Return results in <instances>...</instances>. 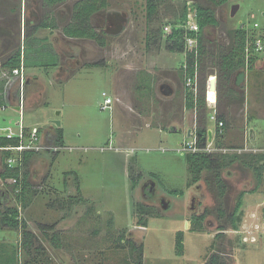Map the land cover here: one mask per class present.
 Segmentation results:
<instances>
[{
	"label": "rangeland",
	"instance_id": "obj_1",
	"mask_svg": "<svg viewBox=\"0 0 264 264\" xmlns=\"http://www.w3.org/2000/svg\"><path fill=\"white\" fill-rule=\"evenodd\" d=\"M202 3L212 7L204 0ZM234 4L240 8L231 19L229 8ZM218 12L226 19L221 21L218 28L208 29L207 34L211 39L218 40L222 36L227 45L231 39L230 32L240 26L255 34L264 31V0H228ZM166 16L164 21L167 20ZM190 21L191 24L195 23L193 14ZM255 23L259 25L258 28L254 26ZM140 43L138 46H113L112 56L107 59H111L112 64L105 67L89 64L67 78L56 77L51 70L27 69L28 77H33V73L37 72L42 99L37 102L38 97H34L31 103H36L31 104L30 108L26 107L21 114L15 108V90L11 105L5 110L0 109V129L9 128L13 133H18V123L22 121L25 127H41L49 133L58 128L53 122L60 121L59 128L64 132V149L57 158L53 159L52 154L37 155L28 168L32 191L36 194L28 208L20 209V217L36 234L38 245L45 250L43 259L31 264H43L46 258L51 259L52 264L60 261H64V264H124L125 258L128 260L130 257L128 250L115 246L121 244L118 240L120 234L136 229L137 220L134 201L138 190L131 188L129 176L155 178L159 182V192L178 203L184 200L176 197L175 191L183 192L185 198L189 196L188 186L192 181L186 157L178 153L187 139L185 127L179 125L178 131H169L164 125L168 120L173 121L174 117L169 111L181 108L182 99L178 95L174 101H168L156 95V78L151 74L159 67L158 57L172 53L170 43L159 40L150 52L145 51L142 41ZM206 47L212 51V47ZM259 58L263 59L264 54ZM175 59L180 64L184 55L176 53ZM198 68V95L205 98L211 76H217L218 88L219 71L218 68L213 69L207 57L203 58ZM154 75L164 78L165 73ZM175 82L181 90L180 82L177 79ZM116 87L125 95V100H132V110L128 111L130 117L122 105L117 107L114 103L111 110L101 107L105 98L103 92L114 96ZM246 87L245 83L243 112L238 101L229 102L224 94H218L216 90L217 115H224L228 124L233 125L232 131L224 139L225 145L248 144L252 149H259L264 145L263 140L253 145L249 133L253 113L245 107L249 100ZM125 103L127 106L128 103ZM150 106L154 111H147L146 114H153L154 117L140 118V115H144L141 110ZM120 109L124 118L128 116L130 121L126 118V122H123ZM193 113L195 115V111ZM196 115L198 122L203 120L202 111L199 110ZM189 119H193L191 113ZM184 125L188 126L187 122ZM70 148L73 150L70 151ZM230 171L231 175H225L229 186L228 196L226 201L221 198L219 202L223 208L226 205L232 210L238 194L245 192L243 221L238 232H228L227 238L218 239L216 251L221 252L229 264H264V187L255 191L256 180L247 167L233 166ZM10 205H15L14 201ZM206 205L210 209L213 207L209 200ZM158 209L161 210L160 207ZM186 219V215L174 208L162 216L147 219V227L139 232L137 239L138 243L143 242L144 264L207 262L216 229L208 227V234L200 230L191 232L186 229ZM39 225L54 226L56 231L48 230V233L60 235L64 248L54 250L50 242L44 239L45 234L40 231ZM179 233H182L184 240L183 256L177 254L176 239ZM237 235L247 237L243 239L248 241L245 246L238 242ZM254 237L257 239L255 243L252 242ZM6 239L17 243L20 233L1 231L0 241L5 242ZM26 260L27 257L19 255L18 264H24ZM0 264L9 263L0 256Z\"/></svg>",
	"mask_w": 264,
	"mask_h": 264
},
{
	"label": "flooded vegetation",
	"instance_id": "obj_2",
	"mask_svg": "<svg viewBox=\"0 0 264 264\" xmlns=\"http://www.w3.org/2000/svg\"><path fill=\"white\" fill-rule=\"evenodd\" d=\"M204 1L210 3L212 7L204 6L202 3L203 0H0V73L6 69H10L5 64L11 59H14L18 54H20L21 63L24 65V60L31 48L28 46V42L33 39L39 41L35 47L40 49L44 55L50 49V52L57 59L55 66L35 69L44 71L51 70L55 73L56 77L62 76L67 78L81 67L89 64L105 67L107 64H112V60L107 59L112 56L113 46H138L141 45L140 41H142L145 51L150 52L152 46L157 44L159 40H164L166 43L168 41L167 37L175 28L174 22L181 20L184 14H186L188 20L183 26L184 29L188 32L191 31L189 29V25H192L190 23V16L193 14L195 17L194 25L197 26V31L194 32L198 36L200 29L196 22V15L200 8L214 10L218 23L216 26L212 25L204 28L201 32V38L203 39L204 46L209 45V47H212V50H215L217 46H225L226 44L222 36L218 40L209 38L207 31L211 28H218L219 25L221 26V21H225L226 18L218 14V10L226 5L228 0ZM234 6L236 4L229 8L231 19L236 16L231 17V11ZM164 15H167L166 21H164ZM170 19L174 22L169 21ZM142 36L144 37L143 40H141ZM196 40L195 50L197 54L194 55L197 57L199 55L198 37H196ZM190 52L188 51V53ZM184 54L186 56L187 51ZM25 70V73H27L26 68ZM26 77L25 95L27 107L36 96L38 97L37 102L40 101L42 99V93L38 88L37 72L33 73V77H28L27 74ZM245 83L246 81L243 83L244 86ZM173 84L175 83L173 82ZM173 84L171 81L163 79L159 88L156 90V93L160 92L157 95L166 99V95L169 96L174 92ZM183 85L182 88L185 95L188 89ZM14 86L12 87V91L16 90ZM231 87L241 97L240 102L238 101L237 103L241 105L239 108L243 107L245 103V97L243 96L245 87L243 89L239 88L236 80L232 81ZM110 97L112 98L113 104L115 103L117 107L119 105L121 107L122 105V108L126 109V115L130 117L128 111L132 110V100H125V95H122L117 87L114 96ZM125 101L129 106L124 105L126 104ZM191 111L193 113L195 109ZM128 116L125 117L127 121H130ZM175 118L176 125L173 127L183 126L185 122L190 127L192 125L194 127L196 123L198 128L206 124L205 119L202 120L203 122H198L197 116L194 113L192 115V121L184 115H177ZM189 128L185 130L186 133ZM212 130L215 132V126H212ZM233 166L242 167L240 164H234ZM229 174H232L230 169L221 175L226 186V193L222 198L225 201L229 191L225 175ZM128 175H130L129 169ZM129 179L131 188L138 190V196L134 201V216L137 220L136 229L128 231V233L124 231L123 244L121 246H115L117 249L122 248L124 251L128 250V254L132 259L129 257V262L125 258L124 264H144L143 254L140 261L138 255L133 252L132 245H129L133 243L135 247H143L142 240L138 243L137 239L139 238V232H143L147 225H139V220L144 217L147 222V219L162 216L165 212H169L173 208L178 209L186 215L185 225L188 231L195 232L193 228L199 223L202 228L201 231H204V234H208V227H215L216 235L212 239L215 242V248L212 253L219 254L221 257L223 256L220 254L221 252L216 251L217 242L218 239H222L223 237L227 238L228 232H238L233 230L232 218L238 198L243 191L238 194L234 208L229 210V206H227V210L226 205L223 208L222 203L219 202L221 198L218 193V184L214 178L209 181L202 179L188 186L190 190L188 198L184 197L183 192L174 194L176 197H181L184 200L183 203H178L173 198L162 195L159 192V182L151 176H135L132 178L129 176ZM134 182L136 183L135 186L133 185ZM207 200L213 203L211 209L206 205ZM7 204L10 203L8 202ZM237 237L239 236L237 235ZM241 238L242 242L247 244L243 240L247 237ZM224 261L226 264H229L227 263L228 261Z\"/></svg>",
	"mask_w": 264,
	"mask_h": 264
},
{
	"label": "trees",
	"instance_id": "obj_3",
	"mask_svg": "<svg viewBox=\"0 0 264 264\" xmlns=\"http://www.w3.org/2000/svg\"><path fill=\"white\" fill-rule=\"evenodd\" d=\"M225 1V0H224ZM223 1V2H224ZM187 16L184 14L181 20L174 22L175 28L172 33L167 37L168 41L166 43H170L169 49L172 53H185V44L186 37L199 39V55L196 57L194 54L188 53L186 55V65L187 70L186 73L193 77L195 74V67H200V63L204 57H207L211 62L213 69H217L219 71L218 78L220 79V83L218 84L217 92L218 94H224L229 102H240V95L237 91L233 90L231 87V83L233 80L237 81L239 88H244L243 83L246 81V71L254 68L258 57H254V42L255 37L260 36L264 45V31L262 34H255V32L251 33L250 30H246L245 27H238L230 32V42L225 46H217V49L208 51L206 46L203 44V39L201 38V32L204 28L209 26H216L217 20L213 10L209 8H200L197 11L196 22L199 25V34L198 36L194 31H186L184 29V25L187 23ZM163 31V29H161ZM264 30V29H263ZM39 43L38 40L33 39L28 42V46H30V50L24 60V67L26 69L32 68H41V67H52L57 64V59L55 55L50 52L51 50H47L45 55L40 51V49L36 48L35 45ZM250 47L251 51L247 52V48ZM10 69L18 68L21 65L20 54H18L14 59H11L5 64ZM182 81L185 86L186 77H182ZM3 85H0V91L3 90ZM186 89V88H185ZM189 90V89H188ZM186 90L184 95V106L186 110L197 109L198 111H202L203 119H207L210 116L206 108V101L204 97L195 96L193 91ZM223 91V93H222ZM3 104L2 99L0 98V105ZM219 120L224 122V134L222 136L218 135L215 140L217 146L219 147H237L240 148L242 145H225L224 139L227 137L228 130H230L231 125L228 124V120L224 117V115L217 116ZM230 122V121H229ZM205 124V123H204ZM198 137L200 145H203L204 139L208 135V125L205 124L203 126H199L198 128ZM46 139L49 144L56 146L64 145V132L61 128H54L52 132L46 134ZM244 142V140H243ZM18 144L17 139L8 140L5 138H0V147H8L15 146ZM259 149H263V151H259L257 153H243V154H206V153H189L185 155L188 173L191 177L192 183H189V186L199 182L202 179L205 181L216 179L218 184V193L220 198H223L226 193V186L222 180V173L229 170L233 167L234 164H240L242 167H247L252 171L254 179L256 180V188L255 191L261 187H264V145ZM36 153H29L24 155L23 165L21 167H17L14 169H9L4 167L0 171V232L1 231H15L20 233V241L16 245L7 244L5 242H0V256L4 262H8L9 264H18L19 255L27 257V260L24 264H31L32 262H40V259H43V255L45 254V250L38 245V239L36 234L29 230L28 225L25 220L20 217V209H26L33 203V197L36 193H34L33 188L29 181V172L28 168L31 161L36 157ZM59 154L52 155L53 159H56ZM12 179H18V183H12ZM135 182L133 185L135 186ZM133 186V187H134ZM17 189H20V192H16ZM80 192V189H78ZM175 194L181 193L178 191L174 192ZM173 193V194H174ZM244 197L245 192H242L238 198L234 215L232 218L233 230L238 231L240 225L243 221L244 215ZM14 201L15 205L7 204L12 203ZM79 201H82L79 200ZM264 213V209H263ZM111 225L113 224L110 221ZM139 225H146V219L143 217L139 220ZM112 227V226H111ZM39 229L43 232L44 239L49 240L50 244L54 248H59V238L57 234L49 235L48 230L51 231L54 229V226L50 227L39 225ZM193 230L198 231L202 230L200 223L195 225ZM114 238V237H113ZM124 239V234L118 237L119 246H121L122 240ZM183 237L182 233L177 235L176 239V247L177 254L179 256L184 255V245L182 243ZM263 241H264V233H263ZM238 242L245 246L242 242V238L239 237ZM128 245V244H127ZM133 252L138 255L139 260L142 259L143 247L135 245L132 243ZM128 245V246H129ZM215 248V242L212 245V252ZM211 252V253H212ZM10 254L12 257L10 258ZM9 257L6 259V257ZM41 264V263H40ZM141 264V263H138ZM205 264H226L224 259L216 253H212L209 255L207 262Z\"/></svg>",
	"mask_w": 264,
	"mask_h": 264
},
{
	"label": "built area",
	"instance_id": "obj_4",
	"mask_svg": "<svg viewBox=\"0 0 264 264\" xmlns=\"http://www.w3.org/2000/svg\"><path fill=\"white\" fill-rule=\"evenodd\" d=\"M254 18V16H253ZM256 28L259 27L257 23L254 25ZM191 31H197V26L192 24L189 25ZM197 40L196 38H187L186 40V51H191L192 54H197L196 48ZM250 47L247 48V52H250ZM264 51V45L260 36L255 37L254 49L253 52L255 55H258ZM185 71L187 70V65H184ZM23 63L20 67L13 69H6L0 73V84L3 85V90L0 91V98L3 101V104L0 105L1 110H5L12 103L13 91L12 87L16 88V101L17 107L20 108L21 114L26 110V95H25V81L26 73ZM198 67H195V74L193 77L189 76L186 73V83L185 86L190 91L194 92V95H198ZM212 77L209 78V85L206 91V105L211 110L210 121L214 123L215 132H213L212 141H208V135L203 141V145L199 143L198 137V127L195 123L192 127L191 137H187L186 141L181 145V148L178 149L179 154L187 155L189 153H206V154H243V153H257L263 151V149H252L248 144L237 148V147H219L217 146L215 140L217 136H222L224 134V122L219 120L217 117L218 111V102L215 97L214 92L210 90V82ZM104 102L101 105L103 110H111L113 106L112 98L103 92ZM18 133H13L11 129H0V138H5L8 140L17 139L18 144L15 146L0 147V171L7 167L9 169H14L21 167L23 165L24 155L29 153H50L52 155L59 154L64 148L62 146H56L49 144L46 139V131L41 129V127H25L20 121L18 123ZM247 139V138H246ZM70 151L73 149L70 148ZM12 183H18V179H12ZM16 192H20V189H17ZM246 241V240H245ZM248 242V241H246ZM253 243L257 242V239L254 237L252 240Z\"/></svg>",
	"mask_w": 264,
	"mask_h": 264
},
{
	"label": "crops",
	"instance_id": "obj_5",
	"mask_svg": "<svg viewBox=\"0 0 264 264\" xmlns=\"http://www.w3.org/2000/svg\"><path fill=\"white\" fill-rule=\"evenodd\" d=\"M175 54L176 53H171L169 55L166 56H162V57H158L157 60V65L159 66L158 69H156V71L154 73H151L153 76H155L156 78V90L159 88L161 82L163 79L171 81L172 84L173 82L175 84L174 85V92L171 93V95H166L168 99V101H174L175 98L180 95L179 99H182V107L176 111V109H171L169 112L172 113V117H174L173 121L170 122V120H168L164 125L168 128V130L170 131L172 128H174L173 126L176 125V116L177 115H184L185 117H189L190 113L193 115L191 110H186L185 106H184V92L182 91L183 89L181 88L178 89L175 80L177 79L178 82L182 81V77H186V71L184 69V65L186 64V56L184 55V59L182 60V62L179 64H177V59H175ZM264 54V51L260 54H258L256 57H261V55ZM160 72H164L165 76L164 78L160 77V76H156L154 74H158ZM150 73V72H149ZM183 82V81H182ZM181 83V85H183ZM264 58L262 59H258L254 65V68L251 70H248L247 72V77H246V91H247V97H249V100L246 103L245 107H248L251 109L252 111V116H251V124L249 125L250 129L249 130H253V133H251V142L253 145H257V143L260 140H263L264 142ZM176 85V86H175ZM184 86V85H183ZM157 95V93H156ZM218 102V101H217ZM31 103H29V105L27 106V108H30ZM207 111L208 113L211 114V110L210 108H208V106L206 105ZM153 107H147L141 110V113H143L144 111V115H140V118H146V119H152L151 117H154L153 114H146L147 111L153 112L154 109ZM241 112L244 111V108H241ZM120 112V117L122 118L123 122H126L123 116V110H119ZM180 112V113H179ZM218 112V111H217ZM155 113V112H154ZM198 113V110L195 109V114ZM197 116V115H196ZM218 116V115H217ZM127 120V119H126ZM171 123V124H170ZM131 124V123H130ZM206 124H208V129H212L211 126H214V123L210 121V116L207 117L206 119ZM249 124V123H248ZM182 126V125H181ZM185 127V130H187L189 127L183 125ZM232 124H231V128L230 130H228V133L231 132L232 130ZM176 129H180L179 127H175ZM261 128V129H260ZM177 130V131H178ZM262 130V131H261ZM47 132V131H46ZM48 133V132H47ZM259 133H262L261 135H259ZM230 134V133H229ZM41 154H49L50 153H41ZM126 164V163H125ZM56 230L53 229L51 230V232H55ZM56 234V233H54ZM59 238V248H54V250H60L63 249V243H62V238L60 237V235H58ZM48 242H50L49 240H47ZM2 242V241H0ZM4 242V241H3ZM5 243L7 244H12V245H16L18 243H14V241L8 240L6 239ZM64 260V259H63ZM53 261H51V259L46 258L43 264H52ZM64 264V261H60L58 264ZM72 264H74L72 262Z\"/></svg>",
	"mask_w": 264,
	"mask_h": 264
},
{
	"label": "water",
	"instance_id": "obj_6",
	"mask_svg": "<svg viewBox=\"0 0 264 264\" xmlns=\"http://www.w3.org/2000/svg\"><path fill=\"white\" fill-rule=\"evenodd\" d=\"M238 9H239V6H238V5H236V6H234V7L232 8V11H231V17H234V16L236 15ZM210 90H211L212 92H214V93H215L216 90H217V77H216V76H214V77L211 79V82H210ZM15 108H16V110H18V111L20 110L19 107H15ZM53 124L56 125L58 128L61 127V123H60V121H54ZM171 130H172V131H177L178 129H176V128L174 127V128H172ZM171 130H170V131H171ZM251 133H253V130H252V129L250 130V134H251ZM187 137H188V138L191 137V128H189V130H188V132H187ZM212 138H213V130H212V129H208V141L211 142V141H212Z\"/></svg>",
	"mask_w": 264,
	"mask_h": 264
}]
</instances>
